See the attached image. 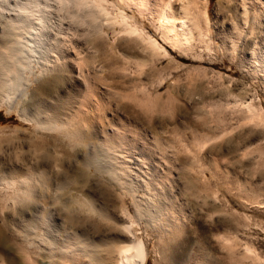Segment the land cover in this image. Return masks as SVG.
<instances>
[{
    "label": "rangeland",
    "instance_id": "obj_1",
    "mask_svg": "<svg viewBox=\"0 0 264 264\" xmlns=\"http://www.w3.org/2000/svg\"><path fill=\"white\" fill-rule=\"evenodd\" d=\"M253 2L257 3L196 0L192 6L202 11L198 17L204 34L195 29L193 45L184 50L186 53L161 37L169 54L163 55L159 49L160 56L148 43L127 33L79 36L76 52L68 55V70L62 75L47 74L34 84L39 96L50 97V102L70 98L76 109L84 107L87 111H81L82 115L90 112L96 130L108 140L120 144V132L127 137L126 146L138 142L150 155L156 176L169 179L172 186L167 193L176 198L175 207L185 216L183 225L169 242L143 228L138 230L140 234L143 231L149 248L145 264H264V10L259 18L251 8L244 14V4L251 7ZM205 10L210 24L206 23ZM246 18L247 23L243 21ZM140 19L157 34L149 19ZM253 24L257 26L254 30ZM45 85L50 86L52 100L42 93ZM83 100L89 107L78 105ZM21 119L14 110L0 109V128L5 129L0 134L3 164L17 160L14 145L19 140L29 159L37 146L52 161L56 179L74 181V187L82 185L98 203L120 212V189L108 175L82 164L85 146L72 148L56 132L37 134ZM101 135L100 140L104 138ZM112 153L108 152V160ZM17 211L7 208V218L0 212V264L35 263L17 230L22 220L21 211ZM59 212L66 218V211ZM79 215L88 216L85 235L100 248L117 241L124 232L88 212ZM38 258L35 264H52ZM60 264L79 263L61 260Z\"/></svg>",
    "mask_w": 264,
    "mask_h": 264
},
{
    "label": "bare ground",
    "instance_id": "obj_2",
    "mask_svg": "<svg viewBox=\"0 0 264 264\" xmlns=\"http://www.w3.org/2000/svg\"><path fill=\"white\" fill-rule=\"evenodd\" d=\"M156 1L157 5L154 0H0V109L4 107L10 113L16 111L20 118L33 126L37 134L56 132L72 148L85 146L87 152L81 156L82 164L108 175L122 196L118 213L113 207L100 204L96 198L86 194L82 185L74 187V181L56 179L50 167L52 161L44 156L43 150L35 146L29 159L22 141L16 142V161L3 164L5 162L0 155V212L5 215L10 207L21 211H17L22 214V220L16 225L17 230L26 242V252L35 263L36 258L44 257L52 264H60L61 260H72L79 264H145L149 248L143 231L138 233L140 228L166 242L176 237L179 228H182L185 216L176 209L177 201L173 194L167 193L168 186L172 184L165 175L161 178L156 176L154 171L157 170L150 163V155L145 154L147 152L138 142L128 147L125 143L127 137L123 133L116 135L122 141L120 144L108 140L103 132L99 134L96 121L88 116L90 112L84 116L82 113L87 110L83 106L84 110L78 108V105H86V100L80 101L82 104H78L76 109V104L73 105L70 98H54L56 102L53 103L50 97L48 100L43 94L39 96L33 88L43 76L51 73L62 75L68 70V55L80 45L76 39L82 35L97 38L127 33L148 43L159 55V49L164 52L163 55L169 52L161 44L160 37L183 52L191 48L195 29L203 32L201 18L198 17L202 11L192 6L196 0ZM256 2L258 4L253 2L251 7L244 4L243 13H250L248 8H251L256 17L261 16L264 0ZM204 12L206 23L210 24L207 10ZM142 17L150 20L157 34L151 33L145 22L141 21ZM243 21L247 23L248 19ZM255 25L249 27L254 30ZM252 30L251 33L254 32ZM80 72L85 74L83 68ZM45 86L41 88L44 89L42 93L46 92L52 100L50 86ZM74 108L78 117L72 115ZM4 131V128H0V134ZM99 135L104 138L100 140ZM111 150L114 154L108 160ZM55 207L66 211V218H61V213ZM80 212H88L98 220L114 223L124 232L116 237L117 241L100 248L93 244L94 240L90 242L86 237L84 229L88 216L82 217ZM82 258L86 261H82ZM257 260L260 262L259 258Z\"/></svg>",
    "mask_w": 264,
    "mask_h": 264
}]
</instances>
